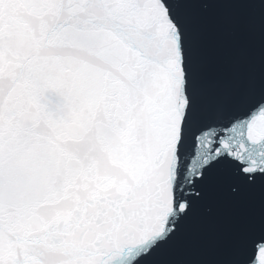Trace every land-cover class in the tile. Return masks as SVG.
<instances>
[{"label":"snow or ice","instance_id":"obj_1","mask_svg":"<svg viewBox=\"0 0 264 264\" xmlns=\"http://www.w3.org/2000/svg\"><path fill=\"white\" fill-rule=\"evenodd\" d=\"M0 264H264V0H0Z\"/></svg>","mask_w":264,"mask_h":264}]
</instances>
